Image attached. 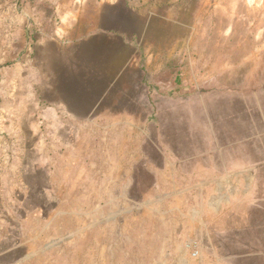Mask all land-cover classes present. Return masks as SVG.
<instances>
[{"label":"rangeland","instance_id":"374dc122","mask_svg":"<svg viewBox=\"0 0 264 264\" xmlns=\"http://www.w3.org/2000/svg\"><path fill=\"white\" fill-rule=\"evenodd\" d=\"M0 264H264V0H0Z\"/></svg>","mask_w":264,"mask_h":264},{"label":"crops","instance_id":"0c3cea01","mask_svg":"<svg viewBox=\"0 0 264 264\" xmlns=\"http://www.w3.org/2000/svg\"><path fill=\"white\" fill-rule=\"evenodd\" d=\"M62 90L53 88L50 95L61 98L51 102V107L45 111V122L52 128H65L71 127L69 124L66 126L65 123L79 122L83 123L84 118L79 116L78 110L72 109L67 105L64 99H62ZM49 95V92H48Z\"/></svg>","mask_w":264,"mask_h":264},{"label":"trees","instance_id":"16d2710c","mask_svg":"<svg viewBox=\"0 0 264 264\" xmlns=\"http://www.w3.org/2000/svg\"><path fill=\"white\" fill-rule=\"evenodd\" d=\"M176 84L177 88L171 92L172 94H181L189 89V87H181V81L179 79L176 80Z\"/></svg>","mask_w":264,"mask_h":264},{"label":"bare ground","instance_id":"6f19581e","mask_svg":"<svg viewBox=\"0 0 264 264\" xmlns=\"http://www.w3.org/2000/svg\"><path fill=\"white\" fill-rule=\"evenodd\" d=\"M260 2V1H259Z\"/></svg>","mask_w":264,"mask_h":264}]
</instances>
